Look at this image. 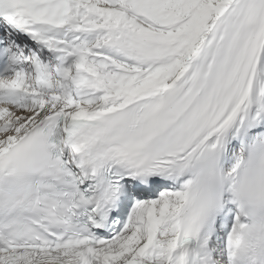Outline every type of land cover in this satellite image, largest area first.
<instances>
[{
  "label": "snow or ice",
  "instance_id": "6c2138e0",
  "mask_svg": "<svg viewBox=\"0 0 264 264\" xmlns=\"http://www.w3.org/2000/svg\"><path fill=\"white\" fill-rule=\"evenodd\" d=\"M0 264H264V0H0Z\"/></svg>",
  "mask_w": 264,
  "mask_h": 264
}]
</instances>
